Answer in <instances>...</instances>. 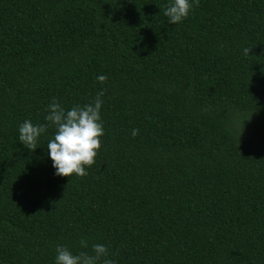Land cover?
Returning a JSON list of instances; mask_svg holds the SVG:
<instances>
[{
	"label": "trees",
	"instance_id": "obj_1",
	"mask_svg": "<svg viewBox=\"0 0 264 264\" xmlns=\"http://www.w3.org/2000/svg\"><path fill=\"white\" fill-rule=\"evenodd\" d=\"M167 3L0 0V264L97 243L115 264H264V0H200L179 24ZM101 90L85 177L55 174L54 127L19 142L54 98Z\"/></svg>",
	"mask_w": 264,
	"mask_h": 264
},
{
	"label": "clouds",
	"instance_id": "obj_2",
	"mask_svg": "<svg viewBox=\"0 0 264 264\" xmlns=\"http://www.w3.org/2000/svg\"><path fill=\"white\" fill-rule=\"evenodd\" d=\"M199 2L200 0H169L164 6L163 14L169 23L179 24L188 17L194 5L199 6ZM250 51L251 48L243 49L245 56H249ZM107 79L106 75L97 77L100 84H104ZM103 95L104 90H101L92 102L75 104L69 110L54 98L46 109V123L33 125L30 120H26L19 126V142L28 150L35 151L38 138L54 127V136L47 142V149L55 174L69 179L72 176L85 177L88 174L85 169L95 164L102 146ZM132 135H138V129H133ZM80 247H89L86 239H81ZM108 257L109 250L104 244H93L90 252L80 251L76 254L68 247L58 245L55 264H115V261Z\"/></svg>",
	"mask_w": 264,
	"mask_h": 264
}]
</instances>
